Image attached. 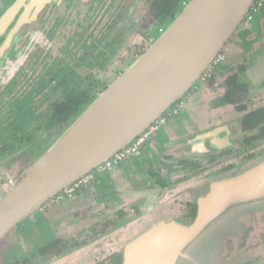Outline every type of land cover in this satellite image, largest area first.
<instances>
[{"label":"flooded vegetation","instance_id":"1","mask_svg":"<svg viewBox=\"0 0 264 264\" xmlns=\"http://www.w3.org/2000/svg\"><path fill=\"white\" fill-rule=\"evenodd\" d=\"M143 2L144 27L155 0H53L29 30L0 29V196L8 184L21 181L28 166L69 128L64 124L46 129L57 108L71 94L102 92L94 76L97 68L100 72L104 69V57L92 55L96 36L91 33L97 30L105 39L107 30L102 25L105 18L95 13H114L124 20ZM9 3L0 0V20ZM81 9L86 14L95 11L92 22L88 18L85 25L75 24L74 17ZM244 22L245 26H240L225 45L227 50H222V61L212 63L181 100L120 151V159L88 174L86 182L74 183L3 237L0 264H49L55 260L74 264L77 251L88 247L96 251L81 258L79 264H125L128 245L153 225L193 224L204 186L262 161L264 82L255 86L247 72L264 53V0H256ZM116 24L119 31L124 21ZM63 25L86 29L89 37L79 38L90 40L89 45L85 43L83 55L76 57L75 42L80 32L61 30ZM127 163L130 165L124 169ZM4 171H8L7 176L2 175ZM100 174L117 178L115 185L106 183L97 189L103 196L99 203L66 214L56 213L59 207L70 208L79 193L98 184ZM178 190H196V196L169 213ZM255 214L264 218V210L234 218L204 237L190 252L205 264H211L215 254L224 256L229 249L234 255H226L222 264L224 260L231 264L241 260L235 258V253L250 247L245 237L251 233L250 226L244 233L242 224L244 218ZM118 234L128 236L117 243L114 237ZM235 237L241 238L237 245L231 242ZM204 256L208 260H203ZM247 260L244 264L251 263V258ZM193 263L194 257L184 264Z\"/></svg>","mask_w":264,"mask_h":264},{"label":"water","instance_id":"2","mask_svg":"<svg viewBox=\"0 0 264 264\" xmlns=\"http://www.w3.org/2000/svg\"><path fill=\"white\" fill-rule=\"evenodd\" d=\"M53 0H9L0 29L23 32ZM256 0H191L162 35L0 198V240L49 200L126 149L181 100L239 30ZM32 6V7H31ZM248 76L264 82V53ZM189 225H153L127 247L125 264H184L190 249L224 223L264 210V159L200 191ZM150 245L149 253L134 257ZM257 264H264V259Z\"/></svg>","mask_w":264,"mask_h":264},{"label":"rangeland","instance_id":"3","mask_svg":"<svg viewBox=\"0 0 264 264\" xmlns=\"http://www.w3.org/2000/svg\"><path fill=\"white\" fill-rule=\"evenodd\" d=\"M93 11V9H91ZM89 13H85V10L81 9L79 11H77V15L76 17H74L75 20V24L78 25V22L82 25H85L87 23V19L90 18L91 22L93 21L92 19H94L93 13H95V11H91ZM145 2H143L139 8H137L136 10H134V12H132V15L124 18V20L118 18L119 15L114 14V13H95L97 15H102V17L105 18V20L103 21L102 25H103V29L107 30V34H106V38L105 39H101L99 37V35L97 34L96 31L92 32L91 30V34L92 37L96 36L95 39H93V41L96 43L95 46V50L92 51V55L96 57H104V59H102V63L105 65L104 69H102V71L100 72V70L97 68L96 69V76H94V81H97L98 83H100V87L102 92L108 87L110 86L112 83H114L128 68H130L134 62L140 57V55L143 53L142 51L147 50L161 35L162 33L169 27L170 24H168V26H164V27H159L157 24L150 26L148 29H145L143 27V19L145 17ZM67 16V13L65 14V17ZM78 20V21H77ZM118 21H124V24L121 26V28L119 29V31H117L116 27V23H118ZM247 22V21H245ZM245 22L242 23L241 28H243V26H245ZM94 27V26H93ZM92 27V28H93ZM61 30L64 31H73L75 30L76 32H80L79 34H77V40H76V44H75V49H76V57L83 55L84 54V47L85 43L87 42V44L89 45L90 40H87L86 42L81 41V39L83 38H87L89 37L88 32L86 31V29H82V28H78L76 26H71L70 25H63V27H61ZM69 33V32H68ZM113 34H115V36L113 37ZM80 36H82L81 39ZM66 39H69V36L67 35L65 37ZM63 43V42H62ZM61 43V45H62ZM87 45V47H88ZM226 51L227 49H223V51ZM90 50H86V52H88ZM66 53V51H65ZM223 56L224 54L221 53ZM76 59V58H75ZM102 92H100L99 94H101ZM97 94V95H99ZM189 98V95L185 96V100H187ZM47 118V117H45ZM44 118V119H45ZM59 139V138H58ZM34 164H31L28 166L27 171L22 175V179L24 178V176L26 175V173L29 171V169L33 166ZM130 165L129 163H127V165L124 166V169H127L126 167ZM103 170V169H102ZM120 170V169H119ZM8 171H4L2 172V175L7 176ZM106 174V173H105ZM99 179H98V184L92 186L91 188H89L88 191H83L81 193H79V195H77L74 199H75V204L72 203L71 207L72 209L66 207V206H62L59 207L56 210V213H69L71 210H78L80 209V207H93L94 203H99L100 200L103 198V196H101L98 193L99 188H102L103 185H115L116 183V176L113 175H109V176H104V174H100L99 175ZM218 176H222V174L218 175ZM204 177H206V175H204ZM20 182V181H19ZM18 182V183H19ZM17 183L15 184H8L7 188H4L2 195L0 196V198H2L4 195H6L9 190L11 188H13V186H15ZM201 183L198 182V186ZM126 185V184H124ZM96 186H98L97 188H95ZM115 190V188L113 189ZM194 191V190H193ZM100 192V191H99ZM177 198H175V200L173 201V204L171 207H169V213H173L174 210L183 202H187V201H193L195 196H196V190L194 192H190V191H182L180 192V190L175 192ZM116 197V196H115ZM62 208V209H61ZM61 209V210H59ZM68 209V210H66ZM70 209V210H69ZM59 210V211H58ZM95 212L96 210L93 209ZM117 210V207H116ZM58 211V212H57ZM69 211V212H68ZM115 211V210H113ZM91 212V211H90ZM162 214V211H161ZM89 214H87L88 216ZM245 223L242 224L244 226V233H246V230H248V226L251 227V233L248 237H245L247 240V245H249V248H244V250L240 251L237 250L235 253V258H242L239 261H236L234 264H244L245 261L247 260V258H251V263H246V264H257L259 261H261L262 259H264V257H261L264 255V218H262L259 214H255V215H250L246 218H244ZM243 220V221H244ZM152 218L151 221L152 222ZM148 222V223H150ZM126 236H128V234H118L116 235L115 241L117 243H121L123 242L122 239L126 238ZM241 238L239 237H235L233 240H231L232 244L237 245L238 241ZM119 245V244H118ZM1 247V246H0ZM89 249H85L83 251H77L79 253L75 254V259H74V264H79V260L81 258H84V256H86L87 254L96 251L93 249V247H88ZM96 248V247H95ZM118 246H116V250H117ZM1 249V248H0ZM250 249V250H249ZM230 251L227 252V254H224V256H222L220 253L219 254H215V256L213 257V260L211 262V264H218L217 263V255H219V259L220 262L222 264V258H224L226 255L233 257L234 252L231 251V249H229ZM240 251V252H239ZM244 253V254H243ZM205 255V254H204ZM202 256V255H201ZM194 257V263L193 264H205V263H200L198 256H193ZM245 257H247L245 259ZM257 257H261V259L255 263ZM226 259V258H225ZM66 260V259H65ZM203 260H208L207 256L203 257ZM249 260V259H248ZM247 260V261H248ZM225 264H231V261L229 263H227L226 260H224ZM49 264H63L62 260H55L50 262Z\"/></svg>","mask_w":264,"mask_h":264},{"label":"trees","instance_id":"4","mask_svg":"<svg viewBox=\"0 0 264 264\" xmlns=\"http://www.w3.org/2000/svg\"><path fill=\"white\" fill-rule=\"evenodd\" d=\"M190 1L191 0H155L145 20L144 28L147 29L155 24L159 27L168 26V24H171L176 19ZM97 97V95H92L89 92L71 94L63 105L57 108L56 115L47 125L46 129H54L64 124H68L70 127L78 116ZM45 152L43 151L39 154V157L37 156L38 159L42 157Z\"/></svg>","mask_w":264,"mask_h":264},{"label":"built area","instance_id":"5","mask_svg":"<svg viewBox=\"0 0 264 264\" xmlns=\"http://www.w3.org/2000/svg\"><path fill=\"white\" fill-rule=\"evenodd\" d=\"M222 59H223V55L220 53V54L214 59L213 63H218V62L222 61ZM136 147H137V144H135V145L132 147L133 150H134ZM122 154H123V153H122ZM122 154H121V153L119 154V152H118L116 155H114V156H113V157H112L107 163H105V164L110 165L111 160L114 159V161H116V160L120 159V157L122 156ZM105 164H104V165H105ZM87 179H88V177L85 176L84 178H82V179L76 181L75 184H74V186H75L76 184L79 185V184H82L83 182H86ZM70 189H71V188H70ZM70 189H68V190H70Z\"/></svg>","mask_w":264,"mask_h":264},{"label":"bare ground","instance_id":"6","mask_svg":"<svg viewBox=\"0 0 264 264\" xmlns=\"http://www.w3.org/2000/svg\"><path fill=\"white\" fill-rule=\"evenodd\" d=\"M214 133V132H213ZM212 133V134H213ZM152 249V247L150 246V245H147L146 247H141L140 249H139V251H138V253L137 254H135L134 255V257H141L142 256V254L145 252V253H149L150 252V250Z\"/></svg>","mask_w":264,"mask_h":264}]
</instances>
